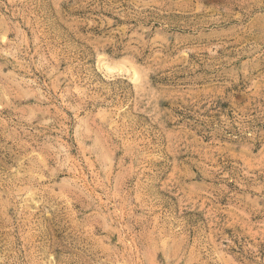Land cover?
I'll return each instance as SVG.
<instances>
[{
  "label": "rangeland",
  "instance_id": "rangeland-1",
  "mask_svg": "<svg viewBox=\"0 0 264 264\" xmlns=\"http://www.w3.org/2000/svg\"><path fill=\"white\" fill-rule=\"evenodd\" d=\"M0 264H264V0H0Z\"/></svg>",
  "mask_w": 264,
  "mask_h": 264
}]
</instances>
